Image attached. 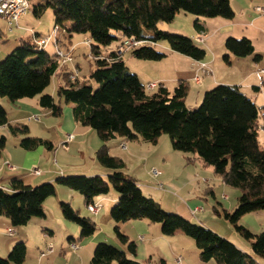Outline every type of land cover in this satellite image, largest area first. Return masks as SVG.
Instances as JSON below:
<instances>
[{"label":"trees","instance_id":"1","mask_svg":"<svg viewBox=\"0 0 264 264\" xmlns=\"http://www.w3.org/2000/svg\"><path fill=\"white\" fill-rule=\"evenodd\" d=\"M48 9L54 14V28L60 35L67 39L76 34L89 36V55L95 61L89 76L99 87L95 89L80 79L70 80V71L61 65L56 53L40 49L35 43L41 37L36 34L33 39L20 38L18 48L0 62V97L11 103L40 97V106L55 117L62 115L64 105L72 104L74 119L93 129L103 142L96 158L112 172L107 179L84 175L60 177L56 184L80 193L87 206L114 189L119 195L110 212L114 233L132 256L137 255V245L122 232L120 225L147 220L159 224L165 236L181 231L193 239L203 262L258 264L255 257L264 259V232L254 234L240 223L246 215L264 212V149L258 141L259 108L239 87L218 85L205 93L198 109L190 111L186 105L190 92L186 82H180L173 94L164 87L148 94L146 86L121 58L124 42L134 39L144 42L130 49L138 60H163L166 55L157 52L154 46L166 42L173 52L203 61L205 49L189 37L163 30L160 25L173 23L180 12L198 19L197 30L203 28L201 18L231 20L235 16L231 0H49L35 6L33 13L40 18ZM115 42H121L119 49L104 55L103 51ZM225 47L228 54L224 58L228 63L231 56H252L255 62L261 61L262 56L248 38L230 37ZM56 75L60 79L58 101L45 94ZM5 126L13 136H24L20 146L27 151L39 147L50 152L55 149L52 142L31 137L28 126L11 125L0 104V127ZM162 135L169 136L175 151L195 155L224 184L240 191L232 212L216 208L215 212L250 243L253 255L200 224L165 212L159 202L143 194L137 179L123 174L124 161L111 156L107 145L116 138L157 145ZM6 145L7 138L1 136L0 154ZM55 193L53 183L30 187L14 179L11 191L0 187V216L6 217L13 227L27 226L34 218H45L44 204ZM61 209L67 221L80 227L79 240L93 236L98 230L92 219L82 216L70 203H61ZM26 258L27 245L22 241L14 245L7 258L0 256V264H24ZM91 264L142 263L112 245L100 243ZM159 264L166 262L160 260Z\"/></svg>","mask_w":264,"mask_h":264},{"label":"crops","instance_id":"2","mask_svg":"<svg viewBox=\"0 0 264 264\" xmlns=\"http://www.w3.org/2000/svg\"><path fill=\"white\" fill-rule=\"evenodd\" d=\"M231 7L235 14L233 19L201 18L199 19V23L203 27L201 30H197L195 26L198 19L183 12L176 16L173 23L160 25L161 29L167 31H170V29L175 31L186 29V36L206 50L207 55L203 61H195L188 56L175 53L167 43H158L154 46L160 45L164 54L167 55L161 61H143L130 57L129 62L131 65H135L138 70H133L132 66H129L130 63L124 61L123 56L126 50L121 51V58L130 72L136 74L144 86L148 87L149 84L156 83L173 94L178 84L183 81L189 85L190 92L196 91L197 102L201 101L203 94L218 85L239 87L241 92L259 108L258 141L261 149H264V14L257 10V8H264V0H231ZM1 34L0 32V36ZM218 36L219 42H222L219 47L214 44V40ZM228 37L251 40L256 53L262 56L261 61L255 62L252 56L245 58L231 56L230 63H228L224 58L228 53L225 47ZM66 38L64 35L59 34L60 43H52L54 48L62 46V40ZM73 40V37L69 39L70 46L73 45ZM120 46L121 42L115 46V49L110 46L103 51V54L108 55L118 50ZM89 57L93 60L90 55ZM55 77L60 83L59 77L57 75ZM197 78L200 81H197ZM186 99H188V96ZM0 104L7 111L10 124L28 126L29 135L34 138L42 137L36 133V126L43 125V120L46 122L52 118L61 117H55L50 110L42 108L40 97L22 99L15 103H11L7 98L0 97ZM64 107L65 122H61L58 126L59 135H62L60 147H67V149L64 147L63 151L58 150L60 147L55 148L51 153H48L45 147L27 151L20 146L24 136H13L7 126L0 127V136L7 138L6 148L0 154V187L11 191V182L14 179H19L30 187H36L44 183H53L56 187L55 195L46 200L44 204L45 218H34L27 226L16 228L12 226L6 217L0 216V256L7 258L14 245L23 241L27 245V258L24 264H91L97 245L106 243L126 252L130 259H135L142 264H159L160 260H164L166 264H217L214 260L203 262L195 241L183 232L178 231L173 236H165L159 224L147 220H136L120 225L122 232L137 245V255L132 256L128 252L127 246L121 244L114 233L115 223L110 212L118 201V193H112L114 192L112 191L107 196L96 198L93 205L96 206L98 211L93 213L88 209L85 199L80 193L56 184L58 178L65 176H101L107 179L112 173L93 159L94 154L103 145L98 134L90 127L83 126L74 119L72 104L64 105ZM35 117H38V120ZM70 134L74 135V140L67 144V138ZM111 144L114 147H119L124 152L125 150L122 149L123 144H126L128 149L130 146L135 148L137 146L134 145L135 143H130L128 146V140L124 138H116ZM53 145L55 147L54 143ZM107 145L109 147L110 142ZM61 151L64 156L59 155ZM72 152H74V155H72L74 156V160L72 157L74 164L71 166L69 163L67 165L63 162L59 164V160L63 161V158L71 156ZM87 153L92 155L88 158V161L87 157L89 156H87ZM53 156L56 157L55 163L58 164L56 170L52 166ZM170 156L174 155L171 154ZM7 163L15 167V170H10ZM161 166L162 173L160 172L158 177H154L151 170L148 171L146 180L171 183L173 180L167 181L169 165H167L166 158ZM35 167L40 169V176L32 174ZM186 170L188 171V178L206 177L203 183L207 187L206 193L212 194L214 199H217L219 193H223L221 200L227 208L221 207L222 211L232 212L235 209L240 191L224 184L221 178L215 175L211 167L206 166L193 155L192 158L188 159ZM132 177L140 181L138 176ZM141 185L142 192L147 193L149 198L157 200L162 206L170 201L169 193H161L153 185L145 187L143 184ZM184 187L185 185H181L178 188L182 190ZM173 197L175 196L172 195ZM232 197L234 202L231 200ZM175 198L180 202L177 196ZM190 201L193 206L192 203L195 202V199ZM63 202L70 203L82 216L92 219L97 224L98 230L93 236L79 240L80 227L64 218L61 209V203ZM180 204L182 205V203ZM193 211L190 207V211H186L183 216L197 223L196 218L193 217H196L197 213L193 214ZM214 213V217L221 219V216L215 212V208ZM197 220L200 221L197 224L211 229L230 240L242 251L253 255L250 243L234 231L231 232L220 221H215V219L207 221V216L197 217ZM240 223L254 234L262 233L264 232V212L246 215ZM9 230H12L14 235L10 236L8 234ZM75 243L78 244L79 248L74 251L71 246ZM50 244L53 245L54 250L52 253H46ZM255 259L258 264H264V259L259 257H255Z\"/></svg>","mask_w":264,"mask_h":264},{"label":"rangeland","instance_id":"3","mask_svg":"<svg viewBox=\"0 0 264 264\" xmlns=\"http://www.w3.org/2000/svg\"><path fill=\"white\" fill-rule=\"evenodd\" d=\"M47 1L49 0H30L31 6H32V12L29 13L27 16L23 17L18 23H14L12 25V31L10 30L11 26L9 25V23L0 17V32L2 33L0 36V53H1L0 56L2 57L0 59V62L5 61L7 57L11 55L18 48L20 38L33 39L34 34H41V37H44L49 34L52 35L54 31V27H55L54 14L52 10L51 9L46 10V12L40 18L37 17L33 13V9L35 6L44 4ZM170 32L187 37L186 29H183V31H175L174 29H170ZM73 38H74L73 45L70 46L69 39L66 38L62 40L63 45L60 46V49L63 52L71 51V56L73 57V62L68 64L66 66V69L71 72L74 71V73L77 72L79 75V79L81 81H85L86 83L93 86V88L97 89L99 87L98 84L95 81L91 80L89 76L91 70L95 66V61L91 60V58L89 57L90 46L87 45L89 36L76 34L73 36ZM218 38L219 36L215 38L214 40V44H216L217 47H219V44L222 43V42H219ZM160 43H166V42H160ZM74 45H77V46L74 47ZM117 45L118 43L116 42L112 44L114 49H115V46ZM155 49L157 52L164 54L163 49L160 45L155 47ZM47 50L51 53L56 52V49L54 48V45L52 43L47 47ZM124 52H125V55L123 56L124 61L129 64L130 57H134L132 55V50H126ZM129 66L130 67L132 66L131 68L133 70H138L135 67V65H131V63L129 64ZM168 71H171V70H168ZM70 80L73 81V79L71 78ZM58 83H59V80L57 79V77L54 76L51 80L49 87L45 91L46 94L53 96L56 99V101H58V96H57ZM155 91L157 90L151 91L146 87V92L148 94H152ZM195 92L194 90L193 92H189L190 94H188V99H186L187 108L190 111H194L198 109L204 99L205 94H203L201 101L197 102L196 97H195ZM65 117H66L65 107L63 106V113L60 118H52L50 120H47L46 122L45 120H43L44 122L43 125L39 124L36 126L37 127L36 133L39 136H42V137H37V138H42L44 140H48L54 143L55 148L58 149L62 143L61 142L62 135H59L58 126L60 125L61 122L62 123L65 122ZM72 136L74 137V135ZM113 142H114V139L110 141V145H109L110 155L113 157H119L124 161L126 167L124 168V170H122V172L125 176L130 175V177H132L136 175L138 176V179L140 180L139 181L140 185L143 184L144 187L153 185L154 187H156V189H159L161 193H164V192L169 193L170 201H167V203H165V205L162 206L165 212L170 213V214H176V215H179L187 219L186 217L183 216V214H185L186 211H190V207L192 208V210H195V208H200L201 211L197 213L196 217L193 216L194 219L196 218L195 220L197 223L200 222L197 220V217L207 216V221L215 219V221H220V223H222L223 225H226L225 227H227L231 232L234 231V233H237L232 227V225L228 221H226L223 216H221V219L219 217L213 216L215 215L214 208L219 209L222 212L221 207L223 208L226 207V204L223 203L221 200L223 193H219V195H217V199H214L212 194L206 193L207 187L203 184L204 180H206V177L201 176L199 177V179L188 178V171L186 170V165L188 164L187 158L188 157L192 158L193 155L184 154V153L175 151L172 147V144H171V141L168 135H162L157 145L145 143L142 140L128 141L129 143L128 146L130 145V143H135L134 145H137V146L136 148L134 146H130L129 149L125 150V152L122 151L119 147H114V145L111 144ZM63 149L65 148L60 147L58 150L63 151ZM62 151L59 155L64 154L62 153ZM47 152L51 153L49 151ZM73 153L74 152H72L71 156H68L67 158H63V161L59 160V164H61L62 162L65 165L69 163L70 166L74 164V161H73L74 156H72L74 155ZM171 154L174 156H170ZM94 155H95L93 156L94 161L96 163H99L96 158V154ZM87 156H89L87 157V161H88V158H90L92 155L91 153L90 155L87 153ZM72 157H73V160H72ZM165 158L167 160V165H169V170L167 173V181L168 180H173V181L171 183H166L165 181L162 182L159 180H156V181H151L149 179L146 180V178L148 177L147 176L148 171L156 169L162 173L161 165L163 164ZM55 159L56 157L53 156L52 166H53V169L56 170V166L58 164L55 163ZM57 159H58V154H57ZM99 165L101 164L99 163ZM143 182H146V183H143ZM160 185H163V189L159 188ZM181 185L183 186L185 185V187L182 190H179L178 187H180ZM193 190L195 191V193ZM111 192L117 193L114 189H112ZM189 192L191 193L189 194ZM144 195L146 197H149L147 193H145ZM172 195L175 197L177 196L180 202L175 197L172 198ZM191 199H195V202L192 203L193 206L191 205V201H190ZM231 200H233L234 202L233 197L231 198ZM180 203H182V205ZM190 222L197 225V223L193 221H190Z\"/></svg>","mask_w":264,"mask_h":264},{"label":"built area","instance_id":"4","mask_svg":"<svg viewBox=\"0 0 264 264\" xmlns=\"http://www.w3.org/2000/svg\"><path fill=\"white\" fill-rule=\"evenodd\" d=\"M257 10L264 14V8H257ZM31 12H32V6H31L30 0H0V17L9 23V25L11 26V29H10L11 31H12V25L14 23H18L23 17L27 16ZM34 35H36V34H34ZM58 35H59L58 29L54 28L52 35L49 34V35H46L44 37L36 38L35 43L38 45V47L40 49H46L51 43H57V44L59 43V39H58L59 36ZM199 42H202V41H199ZM143 44H144V42H139V41H136L134 39L133 40H126L124 42V47H125V50H128V49L130 50V49L135 48V47H140ZM87 45H89V46L91 45L90 40L87 41ZM122 50H124V49H122ZM55 53H56L60 63H62V65L67 66L68 64L73 62V57L71 56V51L63 52L60 49V47H56ZM70 73H71V79H73V81H76L79 79V75L77 72L74 73V71L73 72L70 71ZM196 80L200 81L199 78H197ZM161 87L162 86L159 84L151 83L148 85L147 88L151 91H154V90H158ZM35 119L38 120V117H35ZM73 140H74V137L72 135H69L67 138V144L71 143ZM64 147L67 149L66 146H64ZM122 149L127 150L128 149L127 145L123 144ZM7 166L10 170H12V171L15 170V167H13L11 164L7 163ZM32 174L34 176H40L41 171L39 168L35 167L32 170ZM151 174L154 177H158L160 172L156 169H153ZM159 188L163 189V185H160ZM88 209L93 213H96L98 211L96 206H94L93 204L88 206ZM199 211H200V209H195L193 211V214H196ZM8 234L10 236H12V235H14V232L12 230H9ZM71 247L74 251L79 248L77 243L73 244ZM53 250H54V247H53V245L50 244L47 247L46 253H52ZM43 255H45V254H43Z\"/></svg>","mask_w":264,"mask_h":264}]
</instances>
